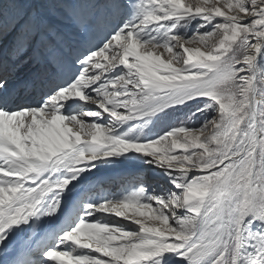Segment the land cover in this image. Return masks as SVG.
Returning a JSON list of instances; mask_svg holds the SVG:
<instances>
[{
  "label": "snow or ice",
  "instance_id": "obj_1",
  "mask_svg": "<svg viewBox=\"0 0 264 264\" xmlns=\"http://www.w3.org/2000/svg\"><path fill=\"white\" fill-rule=\"evenodd\" d=\"M0 264H264V0H0Z\"/></svg>",
  "mask_w": 264,
  "mask_h": 264
},
{
  "label": "bare ground",
  "instance_id": "obj_2",
  "mask_svg": "<svg viewBox=\"0 0 264 264\" xmlns=\"http://www.w3.org/2000/svg\"><path fill=\"white\" fill-rule=\"evenodd\" d=\"M125 172V169H121V168H118V169H116L114 172H112L111 174L113 175V176H116V177H120L121 175H122V173H124ZM128 175V174H127ZM126 175V176H127ZM150 175V177H151V174H149ZM110 218H112V217H110ZM114 219H118L119 220V222H121V223H128L127 221H123L121 218H114ZM133 227H135V226H133Z\"/></svg>",
  "mask_w": 264,
  "mask_h": 264
},
{
  "label": "rangeland",
  "instance_id": "obj_3",
  "mask_svg": "<svg viewBox=\"0 0 264 264\" xmlns=\"http://www.w3.org/2000/svg\"><path fill=\"white\" fill-rule=\"evenodd\" d=\"M189 47H193V48H195V47H200V45H198V44H193V45H189ZM204 50H206V49H204ZM158 51H163L162 49H160V50H158ZM165 58L167 59L168 57H167V54H165ZM176 66L177 67H181L182 66V64H176ZM115 217H112L111 219H114ZM115 220H117V221H119L118 219H115Z\"/></svg>",
  "mask_w": 264,
  "mask_h": 264
}]
</instances>
